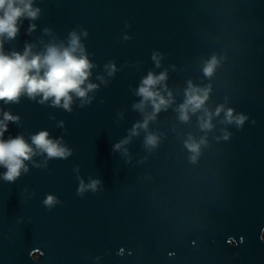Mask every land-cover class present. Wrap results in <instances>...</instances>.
<instances>
[{
	"label": "water",
	"instance_id": "1",
	"mask_svg": "<svg viewBox=\"0 0 264 264\" xmlns=\"http://www.w3.org/2000/svg\"><path fill=\"white\" fill-rule=\"evenodd\" d=\"M33 6L41 9L35 31L26 35L24 20L5 51L22 52L25 41L34 50L41 40L67 45L70 31L87 30L81 42L95 65L90 82L99 88L83 108L74 99L71 113L24 97L0 102L20 117L5 138L20 133L28 140L47 130L73 150L47 168L29 164L15 183L0 180V264H264V0H33ZM153 52L161 54L159 67ZM213 56L217 64L205 76ZM110 60L118 69L113 77L104 71ZM149 71L167 72L173 98L148 125L158 143L146 149L138 130L113 153L112 145L143 120L132 104ZM189 81L210 90V112L222 105L248 119L237 128L222 123V111L207 133L198 127L200 111L179 121L174 109ZM189 135L205 139L194 162L184 146ZM77 176L102 186L78 196ZM46 194L62 203L46 209Z\"/></svg>",
	"mask_w": 264,
	"mask_h": 264
},
{
	"label": "clouds",
	"instance_id": "2",
	"mask_svg": "<svg viewBox=\"0 0 264 264\" xmlns=\"http://www.w3.org/2000/svg\"><path fill=\"white\" fill-rule=\"evenodd\" d=\"M41 15V9L33 6V0H0V102L4 105L18 104L21 97L30 101H35L40 105L48 104L50 107L62 108L65 112L73 111L74 99L79 100L78 107L83 108L92 102L93 97L89 95L98 90L99 85L90 82L91 70L95 66L89 60L90 53L86 52L81 36L87 37V30L81 29L77 34L72 30L68 34L67 45L63 42H48L42 40L40 50H34L36 45L25 41L23 51H5V43L13 41L19 34L24 20L29 21L26 35H31L36 25L32 23ZM125 27H128L126 24ZM45 34L50 33L49 28H44ZM124 40L131 37L125 35ZM152 60L156 67L160 66L161 54L152 53ZM127 63V62H126ZM217 64L213 56L203 68L205 76H211ZM104 71L109 77H113L118 71L113 60L104 65ZM96 79L100 84L107 85L108 81L102 75H97ZM167 72L162 71L154 74L149 71L143 77L135 90V95L140 97L139 101L132 104L133 110L143 114V120L137 122L129 131V135L123 140L112 145L111 151H121L123 145L129 143L132 136L139 134L138 130L145 132L144 147L148 150L154 148L158 143V137L148 131L149 122L156 118L161 110H167L173 104L172 93L167 91L165 81ZM159 86V87H157ZM162 90L166 95H162ZM209 89L194 86L191 81L185 89L184 101L174 109L178 113L181 122H188L189 114H196L198 111L202 115L197 117L198 127L207 133L213 128V116H219L224 112L222 123H235L240 128L248 117L244 114L233 115L232 109L225 110L218 106L215 112H210L205 107L208 99ZM151 111H146L148 106ZM54 119V117H50ZM19 126L20 117L13 115L10 111L0 108V180L7 183H15L21 175L29 172V164L34 168H47V163L52 159H67L73 154V150L65 145L61 137L51 138L47 130H40L30 134L28 140L24 135L17 133L14 137L9 134L5 138L9 124ZM254 123V121H253ZM57 127L63 129L64 122L59 121ZM227 139V133L225 134ZM30 140V142H29ZM205 143L204 137L199 141L191 135L184 141L185 148L188 149L191 160L194 162L199 154L200 146ZM127 154V149H123ZM43 157L42 161L37 162L34 158ZM79 166L73 168L78 171ZM79 181L76 194L83 197L85 192L95 193L98 185L102 186L101 180L90 179L87 184L77 176ZM27 192V188L22 190ZM62 203L53 194H46L42 201L46 209L51 210L57 204ZM264 233V228L261 229ZM264 240V236L261 237Z\"/></svg>",
	"mask_w": 264,
	"mask_h": 264
}]
</instances>
